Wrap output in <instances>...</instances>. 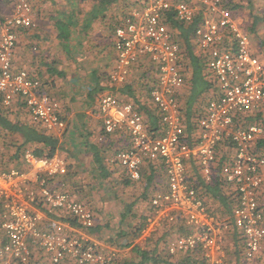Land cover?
<instances>
[{"label":"built area","instance_id":"1","mask_svg":"<svg viewBox=\"0 0 264 264\" xmlns=\"http://www.w3.org/2000/svg\"><path fill=\"white\" fill-rule=\"evenodd\" d=\"M227 2L145 0L116 28L110 81L125 83L133 66L145 59L156 66L151 98L164 126L161 134L153 137L134 105L110 92L100 96L97 111L106 133L129 135L131 145L116 159L131 179H140L146 161L164 163L166 189L151 197L141 238L165 223L181 222L186 231L169 241V253L200 247L204 264L224 263L226 235L235 230L244 239L246 259L264 261V206L258 197L264 186V154L255 147L264 138V122L244 124V115L264 110V59L254 52L250 34ZM171 12L184 23L198 18L195 52L205 57L206 70L215 79L214 96L198 119L192 141L185 135L180 100L185 84L182 49L166 21ZM32 25L30 0H13V12L0 30V94L5 105L22 97L32 122L62 134L67 124L60 103L38 78L14 66L17 32ZM192 159L207 182L222 177L233 186L236 201L229 217L213 213L191 184L187 162ZM24 161L27 168H0L1 227L7 236L0 264H31L34 249L45 253L43 264H116L120 248L93 239L87 231L96 224L93 205L74 198L61 179L67 174L66 160L26 151ZM56 213H65L76 225L61 220L43 228L45 215Z\"/></svg>","mask_w":264,"mask_h":264},{"label":"crops","instance_id":"2","mask_svg":"<svg viewBox=\"0 0 264 264\" xmlns=\"http://www.w3.org/2000/svg\"><path fill=\"white\" fill-rule=\"evenodd\" d=\"M30 3L33 25L17 32L15 67L38 76L44 84L43 90L60 103L68 130L62 134L53 132L60 137V146L55 155L64 158L69 168L68 174L61 179L66 181L74 198H83L93 205L100 226L96 233L88 229L89 235L107 246L116 247L112 243L120 245L128 241L131 236L126 232L148 214L150 208L147 199L160 186L157 180L148 184L145 199V182L125 183L122 173L115 172L117 168L109 157L114 155L116 149L128 148L131 145L130 137L127 134L107 135L96 111L100 96L107 92H102V89L108 85L109 74L115 65V30L132 10L141 8L145 0H30ZM183 60L188 79L180 93L184 107L192 92L189 85L192 66L187 58ZM148 64L149 61L145 59L143 64L139 63L131 71L127 79L132 85L131 92L121 94L122 99L133 100L135 94L139 95L136 90L149 74ZM213 91L215 86L212 92L207 91L203 95L202 102L210 98ZM103 138L105 143H101ZM96 158L101 159L106 167L101 168ZM145 172L152 174L150 167L144 168ZM258 197L264 206V186L259 190ZM210 204L214 208L220 205L217 199L210 201ZM213 213L229 217L231 211L222 209ZM62 216L45 215L42 227L52 226L61 221L58 217ZM66 218L69 220L67 215ZM73 224L76 225L75 222ZM236 231L228 233L225 239L230 250L234 248L235 258L240 238V235H234ZM150 238L142 239L139 233L130 246L117 245L120 252L116 264L129 260L134 254L133 246L138 244L144 247ZM39 251L34 249L31 264H43L46 255Z\"/></svg>","mask_w":264,"mask_h":264},{"label":"trees","instance_id":"3","mask_svg":"<svg viewBox=\"0 0 264 264\" xmlns=\"http://www.w3.org/2000/svg\"><path fill=\"white\" fill-rule=\"evenodd\" d=\"M227 5L235 11V14L238 9H241V6L235 0H228ZM166 21L173 29L175 37L181 45V58H187L189 64H191L192 66V80L189 84L191 86L192 92L190 97L186 101V105L184 107L182 106L185 135L187 136V139L189 141H192L195 138L194 135L198 127V119L205 111L209 100L214 96L213 94L210 98L204 99V101L202 102L203 95L207 93V91L212 92V87L215 86V79H212V75L206 70L205 57L195 52V31L198 25V18L191 23H184L178 20L174 13L171 12L168 15ZM263 21L264 13L258 16L256 15L253 22H251L249 25H244L243 27L245 31L250 34V36H258V24ZM22 28L28 27H21L20 29ZM143 61H141L140 64H143ZM184 63L185 61L183 60L182 65ZM137 66L138 64L133 66L132 70L134 69V67L136 68ZM147 66V71L149 74L144 79L145 82L142 83V86L136 90L137 94L139 93V95L135 94L133 96V100H131V98L122 99V96H120L121 94L128 93V91H130V87L132 88V85L129 84L128 80L123 84L116 85L111 83L110 74L108 85L104 89H102V92H110L123 101L131 102L137 109V111H139L143 116L146 128L149 130L151 135L155 137L163 132L164 126L160 121V112L151 98V90L154 88V85L157 80L156 66L151 62H149ZM185 66L187 68V64ZM186 70L184 72L185 83L188 81ZM31 75L38 78L41 82L42 88H44L42 80L38 76H35L33 74ZM127 97L129 96L127 95ZM96 111H98V107ZM60 115L63 118L61 111ZM244 117V124L246 126H249L253 123L264 122V110L249 112L248 114L244 115ZM66 130H68V126L66 127ZM106 134L125 135L127 133L122 131H115L113 133ZM105 142L106 140L103 138L101 143ZM59 146L60 137L58 135H56L52 131L47 130L43 125L32 122L30 112L22 97H17L12 101L11 104L5 105L3 102V98L0 94V148L4 154V161L0 164L1 169H9L12 167L27 168L24 161V153L26 151L33 152L34 155H36L37 157H51L57 153ZM255 147L257 149L256 151L264 154V138H259ZM123 149L125 148L116 149L114 155L110 156L109 159L110 161H113V164L117 168V171L115 172L122 173L123 180L125 181V183L145 182L147 191L149 189L148 184H151V182L157 180V183L159 182L160 186H158L156 192L159 190L166 189L167 175L165 172L164 163L161 159L146 161L145 165L147 166H142L140 179L133 180L129 177L126 169L123 168L116 159L117 153ZM96 161L101 164V168H103V166L106 167V165L101 159L96 158ZM148 167L151 168L152 174H147L148 172L144 173V168ZM187 167L191 184L197 189V192L204 198L205 203L209 206L210 210H212L213 212H220V210L222 209H225L227 211H231L233 209L236 200L234 198H232V200L229 199V195L231 193L232 195L233 193H235L234 188L231 184L227 183L222 177L215 178L212 182H207L204 176L200 173L198 164L194 159L187 162ZM118 168H120V170ZM68 171L69 168L67 170V174ZM146 191H144L145 199L148 195V191ZM150 199L151 197L147 199L149 200V212L151 211ZM214 199H217L218 203L220 204L216 208L213 207V204H210V201ZM78 200L84 199L80 198ZM1 213L2 205L0 202V248H2L7 241V236L1 227ZM59 214L63 216L58 218L64 221L68 220L66 218L65 213ZM59 214L56 213L52 215L56 216ZM217 214L222 215L220 213ZM145 217L146 215L142 216L140 222L133 224L131 226V229L128 230V233L126 232V234H130L131 236L129 237L128 241L120 245L115 243L112 244L122 247L130 246L135 241L136 237L139 236ZM68 218L73 222L75 221L70 217ZM97 221L98 220L96 217V224L91 227V229L93 230L90 229V232L93 231L94 233H96V231L99 229L100 224H98ZM185 231L186 229L184 227V224L181 222L165 223L163 227H161L151 236L150 240L147 241L144 247L135 244L132 249L134 252L133 259L129 258V260H125L123 264H204L205 261L203 256V250L200 247L181 251L176 254L169 253V241L176 235L181 234ZM234 235L238 236L240 235V232L236 231ZM240 242H242V244ZM236 250L237 258H235V262L237 264L249 263V260H247L245 257V243L243 237H240L239 241H237ZM70 263L74 264L71 261H67L62 264Z\"/></svg>","mask_w":264,"mask_h":264},{"label":"rangeland","instance_id":"4","mask_svg":"<svg viewBox=\"0 0 264 264\" xmlns=\"http://www.w3.org/2000/svg\"><path fill=\"white\" fill-rule=\"evenodd\" d=\"M241 9L236 11V17L239 24L244 28V25H249L253 22L255 16L264 13V0H235ZM9 11V12H8ZM13 12V0H0V30L2 23L7 16ZM258 36H251L252 47L254 52L264 59V21L258 24ZM212 79L213 76H212ZM2 151V150H1ZM3 153V152H2ZM4 161V154H3ZM242 244V242H240ZM234 249V248H233ZM230 250V245L225 242L226 258L223 264H237L235 262L234 252ZM235 251V250H234ZM133 259V255L129 257ZM244 264H264V261H248Z\"/></svg>","mask_w":264,"mask_h":264}]
</instances>
